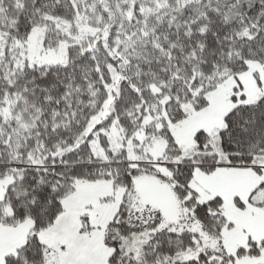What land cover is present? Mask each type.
Here are the masks:
<instances>
[{
    "label": "snow or ice",
    "instance_id": "1",
    "mask_svg": "<svg viewBox=\"0 0 264 264\" xmlns=\"http://www.w3.org/2000/svg\"><path fill=\"white\" fill-rule=\"evenodd\" d=\"M0 264H264V0H0Z\"/></svg>",
    "mask_w": 264,
    "mask_h": 264
}]
</instances>
